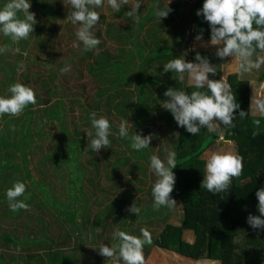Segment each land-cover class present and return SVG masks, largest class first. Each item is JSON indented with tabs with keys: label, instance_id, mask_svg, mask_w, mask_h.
Segmentation results:
<instances>
[{
	"label": "trees",
	"instance_id": "obj_1",
	"mask_svg": "<svg viewBox=\"0 0 264 264\" xmlns=\"http://www.w3.org/2000/svg\"><path fill=\"white\" fill-rule=\"evenodd\" d=\"M55 1L29 0L33 9L40 11L36 21L44 19L38 29L33 26L27 40L13 44L0 33V47L7 44L12 49L0 54L4 78L0 79V93L4 90L1 96H10L9 86L20 82L34 89L37 101L18 117H0V264H82L83 256L87 257L85 264H94V257L100 260V246L87 254L86 242H103L107 230L112 244L117 243L112 239V228L141 236V229H147L144 226L152 217L161 218L163 229L156 238L151 235L153 243L143 249L145 258L153 247H160L193 260L264 264V229H253L247 223L249 214L260 215L255 194L264 188V118L259 134L253 136L252 121L260 117L252 114L249 79L230 74L226 81L240 109L235 112V127L225 128L224 139L234 142L236 154L243 157L242 175L232 180L228 192L214 195L200 188L205 174L203 155L219 136L204 128L192 135L161 107L167 99L163 93L169 87L187 94L196 90L186 74L184 81L173 79L176 74L164 73L163 65L182 55L194 62L197 51L189 52L191 39L201 30L202 39H210L208 23L196 15L204 0H174L169 4L172 11L161 20L155 12L164 9L167 0H133L141 4L138 24L126 15L131 3L121 5V10L114 13L119 22L107 21L100 13L104 5L92 9L101 14L94 26L101 43L98 49L87 52L75 36L80 25L67 20ZM7 2L0 0V8ZM173 13L182 17L176 21ZM18 15L23 18V13ZM168 27L172 28L166 33ZM74 41L79 47H72ZM17 47L19 53L13 51ZM198 52L217 65L216 75L209 74V78L221 79L227 58H218L215 51ZM13 60L17 63L14 66ZM22 60L27 69L19 80H13ZM65 66L70 70L61 74ZM259 79L264 83V68ZM240 110L248 112L244 119L239 118ZM92 112L111 124V145L99 154L86 150L91 139L86 132H94ZM122 119L129 122V136L135 132L152 134L149 148L135 151L128 139L119 137ZM154 144L158 145L157 156L165 163L167 151L177 153L171 197L181 204L179 224L167 222L170 209L154 211L152 207V186L157 177L149 158ZM141 175L151 177L153 184L142 196L149 205L139 208L138 216L127 209L135 204L132 194L140 192L141 187L121 191L92 215L93 205L101 207L103 203L97 193L109 198L116 190L102 186L103 177L116 186L125 183L124 179L131 186L135 178L146 185ZM15 181L26 184L24 196L18 199L30 206L28 211L9 210L6 190ZM125 204L128 207L122 209ZM186 231L193 232L192 242L184 239Z\"/></svg>",
	"mask_w": 264,
	"mask_h": 264
},
{
	"label": "clouds",
	"instance_id": "obj_2",
	"mask_svg": "<svg viewBox=\"0 0 264 264\" xmlns=\"http://www.w3.org/2000/svg\"><path fill=\"white\" fill-rule=\"evenodd\" d=\"M130 0H107V5L115 12L121 10V5H128ZM171 0L164 9L155 12V16L161 20L166 18L172 9L169 7ZM71 8L70 19L72 24H79L75 32L77 40L82 43L83 51L98 49L101 40L94 34V29L100 22V13L92 10L102 7L104 0H68ZM29 0H8L0 8V33L9 37L13 44H19L21 40H27L33 33V26L37 23L35 13L29 11ZM141 4L132 3L126 15L134 23L140 22L138 10ZM158 7V6H157ZM23 13V18L19 17ZM197 16H203L210 27V41L202 42L203 30L195 36L202 47L215 46V55L226 59L233 57L234 71L238 75L251 74L259 71L264 66V0H204L202 8L197 10ZM72 47L79 45L74 41ZM12 50L10 45L0 47V54ZM195 50V49H193ZM19 53V47L13 50ZM26 55V53H25ZM23 69V64L18 65L17 71ZM70 70L68 66L60 69L61 74ZM217 65L210 63L209 59L198 51L194 62H188L184 56L169 60L163 65L164 73H175L173 79L185 80V74L191 85L196 90L187 94L183 90L169 87L163 95L167 98L161 102V107L171 113L179 127L184 128L192 135H198L202 128L209 133L217 134L220 140H224L223 128L235 127L234 119L236 110L240 109L233 94L232 87L226 82L225 77L219 80L209 78V74L215 76ZM206 89V90H204ZM262 94L252 97L251 109L260 118L253 119V136L259 134L261 119L264 118V83L261 84ZM10 96H0V117L5 115L18 117L22 115L29 105L36 104L34 89L20 82L11 84L8 88ZM248 112L239 111V118L244 119ZM91 127L88 131V148L99 154L101 149H107L111 145V124L105 117L97 118L96 113L90 114ZM223 125V127H221ZM128 120H121L118 125L119 137L130 141V146L135 151L149 148L152 134L142 136L134 133L129 136ZM230 143V141H228ZM150 168L157 179L152 186L154 211H160L162 207L173 209L177 202L171 197L174 190L176 177L172 171L177 166V153L166 152V163L157 155L150 156ZM243 172V157L237 154L212 152L206 159L204 179L200 188L206 189L214 195L228 192L232 180L239 178ZM26 184L15 181L12 187L6 190V199L9 210L28 211L30 206L18 198L24 196ZM258 200L257 209L260 215L247 217V223L253 229H264V188L256 191ZM127 211L139 215L140 209L133 204ZM99 231V229H97ZM112 239L117 243L107 246L101 244L98 252L109 261L110 264H146L144 256L145 245L153 243L150 232L141 229V236L128 234L122 230H115ZM238 243L237 240L233 241Z\"/></svg>",
	"mask_w": 264,
	"mask_h": 264
},
{
	"label": "rangeland",
	"instance_id": "obj_3",
	"mask_svg": "<svg viewBox=\"0 0 264 264\" xmlns=\"http://www.w3.org/2000/svg\"><path fill=\"white\" fill-rule=\"evenodd\" d=\"M174 1V0H171V2ZM105 2V0H104ZM107 2V1H106ZM104 3V6L100 9V13L101 14H104L106 15L107 17V21H113V20H116L115 22H119L118 18H115L113 17L115 11L111 10L110 7L107 5V3ZM130 3L132 4L133 3V0H130ZM168 4V2H167ZM55 5L57 8L61 9L63 12L66 13L67 15V20L70 19V6L68 5V0H56L55 1ZM31 13H35V15H40V11L38 10H35L33 9L34 6H31ZM172 17L173 18H178L176 19V21H178L182 16H179L178 14L176 13H173L172 14ZM44 18H41L37 20V23H36V27L38 29L39 25L41 24L42 20ZM65 20V22H62V25H65V23H67ZM174 24V23H172ZM125 25V23H124ZM171 28L172 27H168L167 30H166V33L167 32H170L171 31ZM189 37V36H187ZM2 36L0 35V46L3 42L2 40ZM210 39H202V42L203 43H207L209 42ZM189 52L191 51H216V48L215 46H209L207 48L205 47H202L201 46V42H197L195 39H191L190 43H189ZM195 49V50H193ZM26 55H28V51L25 52ZM25 55V56H26ZM25 60H22V64H23V69L21 71H19V74L17 75V77H15V79L13 80H19V75L25 71V69H27V66L24 62ZM233 61V57H228V60L227 62L224 63L223 65V68H222V77H225V80L227 81V77L230 75V74H237L235 71H234V67L235 65L232 63ZM11 61H9L8 63H10ZM11 64V63H10ZM16 63V60L12 61V65L14 66ZM264 66L261 67V69H263ZM261 69L259 71H253L251 74H245L243 76L239 75L240 77L242 78H247L249 79L250 81V84H251V91H250V95H251V99L252 97H255V96H258V95H261L262 94V90H261V84L263 82L260 81L259 77H260V74H261ZM1 72V71H0ZM0 79L1 80H4L3 78V74L0 73ZM189 83V81H188ZM190 84V83H189ZM3 93L4 90H1ZM90 88L88 90V92H90ZM1 93H0V96H1ZM5 94V93H4ZM94 94V93H93ZM74 97V96H73ZM76 108L75 110V113L77 114L78 113V109L76 106H74ZM252 114L254 116H258L257 113H255L253 110H252ZM157 124L159 125L160 123L157 122ZM221 127H223V125H221ZM3 128V124L0 123V130ZM225 132V128H223V134ZM214 134V133H213ZM46 147L47 146H50L49 144H46L45 145ZM154 147H150V152L152 155H157V151H158V145L156 147V145H152ZM212 152H220V153H231V154H236V144L234 142H231L230 143L227 141V140H220V138L218 137L216 143L210 148L208 149L204 155H203V158L205 160V163H206V159L207 157L212 153ZM20 160V158H17V160H15L16 163H18V161ZM135 178V177H134ZM133 178V180H134ZM139 178H142V180L144 182H147L146 185H142L140 184L137 180V178H135V181L131 183V186L128 185L126 183V180L127 179H124L125 183L123 182V184H119V186H116L114 181H107L105 180V178L103 177L101 179V185L104 186L105 188H108L110 191H114V195H111L109 196V198L101 195L100 192L97 193V196L98 198H100V201L103 202L102 203V206L99 207L97 205H93V208L91 209V213L93 216L96 215V213L98 212V210H100V208H105L106 204L108 201L110 200H113V198H115L121 191H125L127 189H132L134 190L136 187H141V191L140 192H135L133 193L132 195L134 196L133 198H131V201H133L135 203V206L138 207V208H145L149 205V203H147V201H145V199L142 197L144 195V193L149 189V186L151 184H153V181L151 179V177H142L139 176ZM130 184V183H129ZM112 190H111V189ZM128 207V204H125V206L123 207L122 206V209H125ZM181 204L177 202V206L174 207L173 209H171V217L167 220V222L169 223H172V224H179L181 222ZM110 221V220H109ZM110 223V222H109ZM145 228H147V230L150 232L151 235H153L155 238L157 236H159L160 232L162 231L163 229V223H162V220L161 218L159 217H152L149 221V223L144 226ZM113 231H115L116 229H113ZM112 231V232H113ZM107 233V235H106ZM104 234L106 235L105 239L103 240V242H91V241H88L85 243V246L86 248H88V250L86 251L87 254H89L90 250H94L96 249L98 246H100L101 244H105L107 246H111L113 242H111V239L109 238L108 236V232L107 230L105 231L104 230ZM184 239L187 240V241H190L192 242L194 240V234L193 232H188L186 231L184 233ZM97 244V245H96ZM80 248H83L84 246L83 245H80L79 246ZM99 255L98 257L100 258V260H97L96 257L93 258V261H94V264H105V262L107 260H105L104 257H102L100 254H97ZM95 254V256H97ZM145 256V255H144ZM98 258V259H99ZM83 262L82 264H85V262L87 263V257L86 256H83ZM145 262L146 264H220L218 261H211V260H193V259H190V258H186V257H183L179 254H176V253H173V252H170L168 250H165L163 248H160V247H153L150 252L147 254V257L145 258ZM107 263V262H106ZM122 263V262H121Z\"/></svg>",
	"mask_w": 264,
	"mask_h": 264
},
{
	"label": "crops",
	"instance_id": "obj_4",
	"mask_svg": "<svg viewBox=\"0 0 264 264\" xmlns=\"http://www.w3.org/2000/svg\"><path fill=\"white\" fill-rule=\"evenodd\" d=\"M167 2H168V0H167ZM172 2H173V1H172ZM172 2H171V3H172ZM171 3H170V4H171ZM227 60H228V58H227ZM226 62H227V61H226Z\"/></svg>",
	"mask_w": 264,
	"mask_h": 264
}]
</instances>
